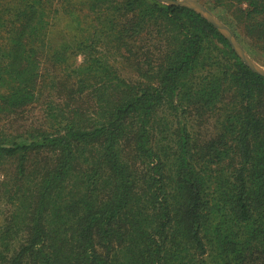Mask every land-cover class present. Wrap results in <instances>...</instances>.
I'll return each instance as SVG.
<instances>
[{
    "label": "trees",
    "instance_id": "16d2710c",
    "mask_svg": "<svg viewBox=\"0 0 264 264\" xmlns=\"http://www.w3.org/2000/svg\"><path fill=\"white\" fill-rule=\"evenodd\" d=\"M3 160L0 264H264V77L191 9L0 0Z\"/></svg>",
    "mask_w": 264,
    "mask_h": 264
},
{
    "label": "water",
    "instance_id": "95a60500",
    "mask_svg": "<svg viewBox=\"0 0 264 264\" xmlns=\"http://www.w3.org/2000/svg\"><path fill=\"white\" fill-rule=\"evenodd\" d=\"M159 2L177 7H185L195 11L200 14L209 23L214 25L219 32L229 41L233 50L240 57V59L246 64L253 72L264 77V67L260 66L256 61H254L244 47L238 41L234 31L220 19H218L209 8L203 3L197 0H158Z\"/></svg>",
    "mask_w": 264,
    "mask_h": 264
},
{
    "label": "rangeland",
    "instance_id": "374dc122",
    "mask_svg": "<svg viewBox=\"0 0 264 264\" xmlns=\"http://www.w3.org/2000/svg\"><path fill=\"white\" fill-rule=\"evenodd\" d=\"M199 2H201L200 0H197ZM161 3V2H160ZM203 3V2H201ZM163 4V3H162ZM204 4V3H203ZM205 5V4H204ZM210 7L209 10L218 18L220 19L222 22H224L225 24H228L229 22V16L228 13L225 12L223 9L221 8H217L214 7L212 4H209ZM230 27V26H229ZM231 28V27H230ZM232 29V28H231ZM236 35V34H235ZM237 37V36H236ZM238 41L240 42V44L244 47V49L247 51V53L249 54V56L256 61L260 66L264 67V54H258V53H253L251 52V50L248 48V44L246 41L245 37L240 36L239 38L237 37ZM243 62V61H242ZM244 63V62H243ZM40 111L36 108L33 111L29 112V116H30V120L29 121H36L35 118H38V116L40 115ZM20 124V122H19ZM16 126H19L18 123L16 124ZM6 160H3L2 162L0 161V179L2 180V178L5 176V172H10V169H12L13 167L9 166V163H6ZM10 168V169H9Z\"/></svg>",
    "mask_w": 264,
    "mask_h": 264
}]
</instances>
